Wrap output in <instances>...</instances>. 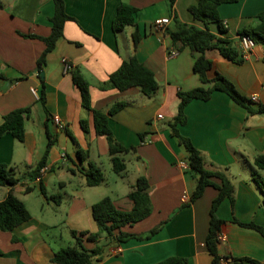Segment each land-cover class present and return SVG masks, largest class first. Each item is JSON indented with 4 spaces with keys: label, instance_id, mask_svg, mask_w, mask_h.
I'll return each mask as SVG.
<instances>
[{
    "label": "crops",
    "instance_id": "obj_1",
    "mask_svg": "<svg viewBox=\"0 0 264 264\" xmlns=\"http://www.w3.org/2000/svg\"><path fill=\"white\" fill-rule=\"evenodd\" d=\"M199 1L65 0L72 19L65 23L63 37L39 70L37 62L46 48L42 38L52 31L54 0H0V125L12 111L31 108L23 142L11 134L0 138V164L16 168L17 177L25 174L15 187H0V202L13 191L31 215L13 232L0 230V264H56L54 252L74 245L71 232H98L92 216L96 203L110 197L118 209H133L128 194L140 177L149 182L152 213L122 232L146 236L160 230L147 240L117 242L118 234L114 238L102 234L97 243L85 242L90 250L104 248L102 258L94 264H157L175 256L187 258L189 264H213L206 239L219 191L208 187L203 197L190 202L197 178L189 165L183 167V163L188 164V155L170 128L178 115L179 93L202 84L193 69L198 54L175 42L169 32L175 29V18L203 28L189 11ZM122 4L137 9V20L116 32L113 21ZM263 12L264 0L221 5L219 13L227 32L220 33L217 25H211V30L240 48L239 32L258 27L256 17ZM162 19L170 23L157 30L155 23ZM174 51L177 55L173 56ZM133 56L159 83L153 97L138 87L125 92L106 87L110 76ZM207 57L213 61L214 71L232 81L251 101L253 110L264 108V45L256 44L242 64L227 60L217 50L207 52ZM64 59L89 83L94 110L107 114L116 104H125L109 122L116 141L134 149L122 155L127 166L124 174L114 171L107 136L96 133L92 113L83 105L72 72H65ZM254 97L257 101H252ZM185 113L187 123L180 127L181 134L191 140L208 167L226 174L235 188L234 203L226 198L216 211L227 224L218 252L228 260L221 264H234L232 258L264 264V236L238 224L254 223L264 228V193L254 179L256 174L264 178V171L255 163L258 156H264V115L251 114L219 91L209 101H191ZM55 117L62 120L63 129L55 125ZM82 121H87L86 131ZM47 128L55 144L45 172L39 180L32 179L29 173L49 146ZM79 150L88 154L86 161L79 159ZM89 162L104 171V183L87 185L84 171ZM28 188L31 191L27 192Z\"/></svg>",
    "mask_w": 264,
    "mask_h": 264
},
{
    "label": "trees",
    "instance_id": "obj_2",
    "mask_svg": "<svg viewBox=\"0 0 264 264\" xmlns=\"http://www.w3.org/2000/svg\"><path fill=\"white\" fill-rule=\"evenodd\" d=\"M237 2L238 0H200L197 5L190 7L189 11L194 20L203 25V28L182 23L175 18V29L169 32L175 42H181L183 45L189 46L193 52L198 54L193 69L199 76L202 86L189 92L179 93L180 105L178 115L170 124V128L172 135L187 152L189 168L197 178L196 188L190 202L193 203L203 197L208 187H215L219 191L217 198L212 204L209 233L206 239V247L213 259V264H221L222 260H228L227 257H222L218 252V236L225 230L227 224L217 217L216 211L226 198H229L234 203L235 188L226 174L214 171L208 167L204 157L194 147L191 140L181 134L180 127L187 123L185 113L187 105L193 100L209 101L216 91L226 93L237 104L246 107L251 114L264 115V108L261 107L258 110H253L250 106L251 101L239 93L232 81L220 72L214 71L213 61L207 57V52L217 50L229 61L237 64L245 62L241 49L234 45L233 41L217 36L211 30V25H217L220 33L227 32L224 21L219 13V7L224 4H235ZM54 3L55 13L50 20L52 23V31L49 37L42 38L46 48L37 62V68L39 70L46 65L48 55L55 49L57 42L63 37L65 23L72 19L66 12L65 0H54ZM2 7L0 3V9ZM137 12V9L127 4H122L118 8L113 21V29L118 32L128 26L135 25ZM256 19L259 21L258 27L241 30L239 32V39L243 36H250L256 44L264 45V12L259 14ZM134 40L135 42L139 40L136 35L134 36ZM72 78L75 85L81 90L83 105L92 113L96 133L107 136L114 171L118 175L124 174L127 166L122 155L134 149L125 148L116 141L109 122L112 116L125 107V104H116L107 114L94 110L89 101L90 85L87 80L79 70L72 71ZM106 87L115 88L121 92L138 87L144 95L153 97L159 89V83L153 72L148 70L136 56H133L130 60L124 61L120 68L110 76ZM41 99L44 102V97ZM30 112L31 108H25L12 111L6 115L3 123L0 125V138L11 134L15 139L23 142L26 134L25 122ZM81 124L86 131L87 121H82ZM47 134L49 137V146L36 169L29 173L32 179L41 178V170L46 167L50 149L55 144V140L53 139L54 135L50 131V128H47ZM77 155L82 161H86L89 158L88 154L84 155L80 150L77 152ZM255 163L259 169L264 171V156H258ZM17 172V169L14 167L0 164V187H15L19 184L24 179L25 174L17 177ZM84 174L87 179V185L90 187L98 186L106 181L104 171L92 162H89ZM254 179L264 193V178L262 175L256 174ZM216 180H219L221 184H217L215 182ZM148 188V180L145 177H140L128 194V198L133 203V209L131 211L118 209L110 197H106L96 203L92 207V216L97 225L98 232H71L74 245L55 251L53 262L56 264H94L95 261H99L102 258L104 248L97 246L90 250L86 247L85 242L97 243L102 234H106L110 238H114L115 234H118L119 236L115 238L117 242H126L130 239H150L160 228L152 230L146 236H137L122 232L124 227L141 222L151 215L152 205L147 193ZM29 191H31L30 188L27 189V192ZM43 193L45 194L44 189ZM30 219L31 215L26 205L14 195L13 191H10L6 198L0 202L1 231L13 232ZM238 224L245 228L256 230L264 236V228L254 223L243 224L238 222ZM232 261L234 264L256 263L254 260L248 258H232ZM157 264H189V260L175 256Z\"/></svg>",
    "mask_w": 264,
    "mask_h": 264
},
{
    "label": "built area",
    "instance_id": "obj_3",
    "mask_svg": "<svg viewBox=\"0 0 264 264\" xmlns=\"http://www.w3.org/2000/svg\"><path fill=\"white\" fill-rule=\"evenodd\" d=\"M170 23L169 19H162L159 21H156L155 23V27L157 30H162L165 28V26H167ZM256 43L253 41V39L250 36H243L242 38H240V49H241V53L243 56L244 60L249 59L253 49L255 48ZM171 55H177V52L174 51ZM63 64H64V69L65 72H72L73 67L72 65L68 62V60L64 59L63 60ZM33 92L36 94V92L33 90ZM252 101H257V98L254 97L252 98ZM159 118H163L162 115L159 116ZM54 123L55 125L59 128V129H63L65 127V125L63 124L62 120L59 117H55L54 118ZM183 167L187 168L188 164L183 163L182 164ZM45 167L41 170V174L43 172H45ZM38 180L40 178H37ZM186 198V197H185ZM219 241H221L222 239H224L223 235L220 233L218 236Z\"/></svg>",
    "mask_w": 264,
    "mask_h": 264
},
{
    "label": "rangeland",
    "instance_id": "obj_4",
    "mask_svg": "<svg viewBox=\"0 0 264 264\" xmlns=\"http://www.w3.org/2000/svg\"><path fill=\"white\" fill-rule=\"evenodd\" d=\"M109 165H108V163L107 162H105V164H104V167H105V169H107V174L106 175H109L110 174V170H109V167H108Z\"/></svg>",
    "mask_w": 264,
    "mask_h": 264
}]
</instances>
